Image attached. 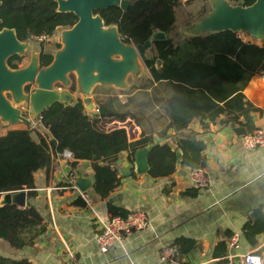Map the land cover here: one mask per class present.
Here are the masks:
<instances>
[{
  "label": "trees",
  "instance_id": "trees-1",
  "mask_svg": "<svg viewBox=\"0 0 264 264\" xmlns=\"http://www.w3.org/2000/svg\"><path fill=\"white\" fill-rule=\"evenodd\" d=\"M125 10L119 6L96 10L105 26H117L119 36L126 43L141 44L155 31L168 34L175 25V12L181 0H127ZM194 0H185L191 3ZM249 6L255 0H230ZM0 29L12 28L20 41L50 36L58 27L68 28L78 17L73 12L57 11L56 0H0ZM143 63L152 77V83L164 82L169 96L160 108L168 118L161 133L168 128L181 130L197 119L203 127L224 115L221 123L239 124L247 133L254 131L251 112L256 107L245 98L244 87L256 73L264 72V45H258L238 37L236 32L223 30L208 34L191 35L180 43L170 37L153 40L146 51ZM20 56L11 55L7 65L16 68L14 61ZM53 59L50 53L39 52L40 66H48ZM161 66L156 67V61ZM73 87H71V90ZM132 96L121 104L116 96L98 100L97 116L86 113L81 99L74 104L55 102L40 114V125L51 134L45 138L37 132L35 141L28 128H13L0 134V197L6 192L26 190L27 198L35 195L33 174L44 168L47 176L55 155L68 150L76 168L80 160L90 161L95 173L93 190L102 198L119 183L117 170L110 166L121 151L128 152L134 161L137 149L150 146V177H168L175 170L178 160L176 151L167 143H154L151 134L142 132L137 139L129 140L124 128L105 130L98 125L102 118L123 121L135 118L129 110ZM241 118V119H240ZM136 119V118H135ZM37 130V129H36ZM182 151L180 162L185 166H205L202 141L180 139L177 147ZM188 193V191H185ZM76 203L83 204L80 199ZM111 215L126 217L129 211L122 207L107 206ZM46 230V223L36 207L28 202L25 206L13 203L0 205V238L16 249L32 246L35 239ZM264 230V213L254 212L245 223L243 232L250 245H255V235ZM183 252L194 245L178 239ZM173 245V246H174ZM264 251V248H263ZM0 264H30L23 259H10L0 255Z\"/></svg>",
  "mask_w": 264,
  "mask_h": 264
},
{
  "label": "crops",
  "instance_id": "crops-1",
  "mask_svg": "<svg viewBox=\"0 0 264 264\" xmlns=\"http://www.w3.org/2000/svg\"><path fill=\"white\" fill-rule=\"evenodd\" d=\"M167 35L174 43L191 36L176 41L172 30ZM254 43L264 45V41ZM160 66L161 61L159 64L156 61V67ZM147 74V132L134 119L126 117L123 120L125 126L127 123L132 126L131 132L127 133L129 140L137 139L145 132L152 135L154 143H167L180 154L181 149L176 148L180 139L202 141L209 186L198 188L191 184V167L181 164V156L170 176L153 178L147 173H137L134 161L128 159V152L121 151L110 163L117 170L118 185L105 198L97 194L93 186L87 189L93 203L90 208L84 203H76V193L66 188L69 172L76 175L80 170L85 176H95L90 161L80 160L73 168L70 165L72 160L57 154L48 176L44 168L34 172L35 195L26 199L43 217L45 232L32 246L22 249H16L0 238V255L10 259L25 258L30 264H168L159 258L160 250L173 246L178 239L190 241L194 246L183 252L179 245H174L176 264H239L246 253L264 254V230L255 235V245H250L243 232V226L253 218L255 211L264 213V146L245 150L241 135L235 133L232 124L221 123L224 115L214 122L205 120L206 127L193 119L181 130L168 128L161 133L168 118L160 105L170 91L164 82L152 83L149 71ZM263 74L251 76L243 90L245 98L256 107L251 112L256 129H264ZM130 95L109 94L116 96L121 104ZM91 97L95 103L98 101ZM97 112L88 114L95 117ZM116 121L119 120L102 118L98 125L109 130L116 127ZM33 129L31 136L35 141H39L37 132L51 138L49 131L40 124ZM107 206L122 207L129 212L142 210L147 214L148 224L142 230L123 236L121 244L116 243L103 253L94 237L102 227L100 221L106 222L111 216ZM233 234L238 240L230 247L228 241Z\"/></svg>",
  "mask_w": 264,
  "mask_h": 264
},
{
  "label": "water",
  "instance_id": "water-1",
  "mask_svg": "<svg viewBox=\"0 0 264 264\" xmlns=\"http://www.w3.org/2000/svg\"><path fill=\"white\" fill-rule=\"evenodd\" d=\"M57 11L73 12L78 20L63 31L62 47L54 52L48 66H40L39 53L35 64L22 69L12 70L7 65V59L14 54H22L21 44L12 28L0 29V119L7 123L25 121L29 125L38 121L42 111L55 102L74 104V96L70 92L58 91L52 88L56 81H66V75L72 71L77 74L76 83L86 113L98 111V105L89 95L95 84H112L122 87L128 74H133V61L146 56L153 40L165 39L168 35L155 31L141 44L124 42L119 36L117 26H105L103 19L96 10L119 6L123 10L130 4L127 0H56ZM1 23V18H0ZM199 26L201 31L194 32ZM104 27L109 29L105 30ZM223 30L234 32L246 31L251 39L264 41V0H255L249 6L230 5L226 0H218L211 12L201 17L190 26L191 35L208 34ZM120 56V57H119ZM160 63V60H157ZM40 66V68H39ZM140 74V73H139ZM35 82L38 87L29 95H23V86ZM10 91L15 103L25 99L29 110L19 112L3 95ZM235 133L245 135L244 127L231 125ZM150 146L139 148L134 153V165L137 173H145L148 168V153ZM176 156L181 154L177 149ZM95 176H85L76 171L75 184L85 191L93 186ZM26 190L6 192L0 197V205L13 203L20 207L27 202Z\"/></svg>",
  "mask_w": 264,
  "mask_h": 264
},
{
  "label": "rangeland",
  "instance_id": "rangeland-1",
  "mask_svg": "<svg viewBox=\"0 0 264 264\" xmlns=\"http://www.w3.org/2000/svg\"><path fill=\"white\" fill-rule=\"evenodd\" d=\"M226 1L230 5H240V3L235 4L230 0ZM212 9L213 5L210 0H194L191 3H187L184 0H181L175 12L176 22L174 29H172L173 39L176 41H180L184 37L191 35L190 26L196 23L201 17L211 12ZM65 29L68 28L58 27L50 36L29 39L27 43L28 45H30V48L28 49L26 54H19V56L21 57L20 60L14 61V63H16V68H11L9 66L8 67L12 70L22 69L29 61L30 51L32 49H38L39 53L41 45L45 53L56 52L63 45L62 35ZM238 33L243 39H247L252 42H261V40L251 39L250 34L246 31H238ZM147 72V68L142 62V70L140 74H128L125 78L124 86L118 87L112 84L98 83L90 89L89 95L99 100L104 98L106 99L107 97H109V94L113 93L131 94L130 96H132V100L129 109H131L136 118H133V121L142 126L145 132H147V113H149V111L147 110V85L149 84V80L146 78L148 75ZM76 79L77 74L75 71H72L66 75V81H56L52 84V88L57 89L58 91H66L72 93L74 96V100H77L79 98L81 99L83 97V94L78 89ZM37 87L38 85L35 82H29L23 86L22 93L23 95H29ZM71 87H73L72 90ZM3 95L11 103V106L14 109H17L19 112H26L29 110V103L25 99H21L20 102L15 103L12 100L10 91H4ZM126 127L129 129V132H131L130 127L132 126L130 125V123H127ZM13 128L29 129V124L25 121L7 123L0 119V133ZM33 131L36 130L33 129Z\"/></svg>",
  "mask_w": 264,
  "mask_h": 264
},
{
  "label": "built area",
  "instance_id": "built-area-1",
  "mask_svg": "<svg viewBox=\"0 0 264 264\" xmlns=\"http://www.w3.org/2000/svg\"><path fill=\"white\" fill-rule=\"evenodd\" d=\"M237 36L241 38V35L236 32ZM264 77V74L262 75ZM125 121H116L114 124L117 128H124L126 133L129 129L125 126ZM40 124V119L36 122H32L29 125V129L35 128ZM113 124V122H112ZM129 134V133H128ZM241 144L245 150H252L256 147L264 146V129H255L250 133L241 135ZM62 158L73 160L72 154L68 150H63L58 153ZM189 179L192 185L198 188H207L210 183V177L207 169L202 167L190 168ZM66 188L73 190L76 193V197L80 199L86 206L92 208V200L90 194L85 190H80L75 184V173L69 172L66 180ZM102 227L95 234V242L99 250L103 253L107 252L110 247L116 243L122 241L123 236L130 235L134 231L144 229L148 224L147 214L142 210H135L129 212L126 217L120 215H111L106 222L100 221ZM238 236L233 234L229 237L228 244L230 247L237 243ZM177 249L175 246L162 247L159 253L161 261L168 264H176ZM264 264V254L257 252L246 253L239 264Z\"/></svg>",
  "mask_w": 264,
  "mask_h": 264
},
{
  "label": "bare ground",
  "instance_id": "bare-ground-1",
  "mask_svg": "<svg viewBox=\"0 0 264 264\" xmlns=\"http://www.w3.org/2000/svg\"><path fill=\"white\" fill-rule=\"evenodd\" d=\"M210 2L212 3V5H215L218 2V0H210ZM104 29L107 30L109 28L108 27H104ZM197 31H201V29L199 28V26H196L194 28V32H197ZM21 46H22L21 52L24 53V54H26V52L30 48V45H28V43L24 42V43L21 44ZM37 58H38V49H32L30 51L29 61L25 65V67L28 66V65L30 66L32 64H35L36 61H37ZM133 65H135L133 67V69H132L133 70V75H138L141 72V70H142V62H141V60L139 58L136 59L135 61H133ZM12 100H13V98H12ZM13 102H15V101L13 100Z\"/></svg>",
  "mask_w": 264,
  "mask_h": 264
},
{
  "label": "clouds",
  "instance_id": "clouds-1",
  "mask_svg": "<svg viewBox=\"0 0 264 264\" xmlns=\"http://www.w3.org/2000/svg\"><path fill=\"white\" fill-rule=\"evenodd\" d=\"M258 264H259V262H258Z\"/></svg>",
  "mask_w": 264,
  "mask_h": 264
}]
</instances>
